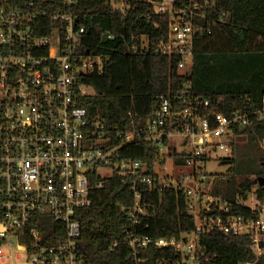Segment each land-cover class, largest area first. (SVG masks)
<instances>
[{"label": "built area", "instance_id": "1", "mask_svg": "<svg viewBox=\"0 0 264 264\" xmlns=\"http://www.w3.org/2000/svg\"><path fill=\"white\" fill-rule=\"evenodd\" d=\"M106 1L115 13L126 12L133 2L150 4L156 13H169L165 38L153 43L145 36L137 38L140 43L128 51L176 58L177 70L190 73L201 30L197 20L207 19L201 11L212 0H187L180 9L177 0ZM74 3L26 0L18 5L16 0H0V264L6 259L1 247L13 244L27 256L25 264H92L78 250L81 227L76 213L91 205V192L102 188L111 175L131 190L133 204L126 217L133 227L145 215L146 188L182 192L187 213L200 216L193 230L178 238L152 240L125 228L134 264H147L138 254L149 247L173 253L172 259L157 264H198L200 236L217 230L246 235L255 258L261 256L264 200L250 190L236 204L247 207L251 215L232 214L228 202L210 193V182L203 183L209 181L203 165L217 152L229 159L236 132L264 131V95L255 109L225 115L207 100L188 95L191 83L187 82L178 97L159 96L144 125L128 111L129 122L123 130H108L100 116H90L78 104V97L86 94L85 87L77 85L78 76L102 74L108 58L102 51L84 48L85 28L72 14ZM178 138L182 139L180 150L176 149ZM134 143H147L158 153L160 160L151 172L148 164L121 155ZM259 145L264 148V137ZM169 151L183 155L184 163L177 164ZM168 160L177 169L171 177L164 172ZM100 168L108 169L110 175L102 176ZM43 216L56 223L50 243H45L38 224Z\"/></svg>", "mask_w": 264, "mask_h": 264}, {"label": "trees", "instance_id": "2", "mask_svg": "<svg viewBox=\"0 0 264 264\" xmlns=\"http://www.w3.org/2000/svg\"><path fill=\"white\" fill-rule=\"evenodd\" d=\"M25 1L16 0V3L22 5ZM187 4V0H177L176 8ZM71 11L78 24L85 28L84 48L102 51L108 58L102 74L87 73L77 78L79 87L93 91L78 97L79 106L90 116H100L108 130H123L129 122L128 111L135 121L144 125L156 107L157 98L178 97V91L187 82L191 83L188 95L207 100L225 115L255 109L264 95V0H212L209 6L203 7L201 12L207 19L197 20L201 30L196 36L194 63L189 74L177 70L176 58L128 51L132 44L140 43L137 38L145 36L151 43L165 38L169 13H156L150 4L142 2H133L126 12L115 13L106 0H75ZM105 33L110 39L102 41ZM236 135L247 137L241 145L247 154V165L241 167L233 157L240 147L233 140V158L223 161L233 166V177L224 182L234 189H226L222 195L211 184L210 193L228 202L232 214L249 217L250 210L236 201L246 199L254 186L256 198L264 200V187L253 183L258 177L264 178V148L259 145L264 131L245 128ZM120 153L148 164V172L160 160L156 150L147 143H134ZM168 156L174 157L179 165L184 163L183 155L169 151ZM204 175L209 178V181L203 180L207 184L211 178ZM146 190L142 197L145 215L139 217L135 227L126 217V211L133 204L131 190L117 176L107 177L102 188L91 192V205L76 213L81 227L78 250L87 262L134 264L125 243L124 230L128 227L152 240L178 238L193 230L200 216L187 213L182 192ZM41 219L38 224L45 243H50L56 223L47 216ZM199 245L202 255L198 264H264V252L255 258L246 235L212 231L200 236ZM261 245L264 248V239ZM172 255L171 249L154 247L138 254L147 264L172 259Z\"/></svg>", "mask_w": 264, "mask_h": 264}, {"label": "rangeland", "instance_id": "3", "mask_svg": "<svg viewBox=\"0 0 264 264\" xmlns=\"http://www.w3.org/2000/svg\"><path fill=\"white\" fill-rule=\"evenodd\" d=\"M85 91L87 94H91L93 91L90 88H85ZM247 137L245 135H235L233 137L234 142L236 145L240 146L239 149H237L236 154L233 156L237 160V163L240 164L241 167H244L247 165V154L243 149L241 148V145L246 142ZM176 141V149L180 150L182 146V139L178 138L175 140ZM232 155L230 156V158ZM232 157V158H233ZM227 158V154L223 152H217L212 155L211 159L208 160L204 165V171L205 173L211 178L210 184H213V187L223 195L224 191L227 190H232L233 185L226 186L224 179L227 178H232L233 177V166L228 164V163H221L223 162L224 159ZM172 161L168 160L166 162V168L164 172L171 177L172 174H175L177 172V169H174L171 165ZM99 172L101 173L102 176H109L110 171L108 169L100 168ZM251 178V177H250ZM255 186L251 188V190H255ZM247 205H250L247 203ZM3 253L6 256L5 261L2 264H25L27 261V256L22 253L21 251H18L16 249V246L13 244L9 247H1Z\"/></svg>", "mask_w": 264, "mask_h": 264}, {"label": "water", "instance_id": "4", "mask_svg": "<svg viewBox=\"0 0 264 264\" xmlns=\"http://www.w3.org/2000/svg\"><path fill=\"white\" fill-rule=\"evenodd\" d=\"M107 37V33H105L102 37V41H105ZM221 163H225V161L221 162ZM254 184H257L260 187H264V178L262 177H258L253 181ZM146 191H143V193L145 194Z\"/></svg>", "mask_w": 264, "mask_h": 264}]
</instances>
